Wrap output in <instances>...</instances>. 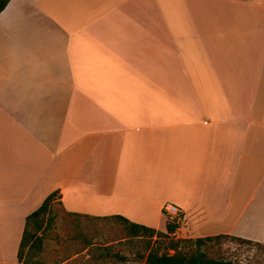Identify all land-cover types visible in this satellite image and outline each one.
Returning <instances> with one entry per match:
<instances>
[{
  "label": "crops",
  "instance_id": "obj_1",
  "mask_svg": "<svg viewBox=\"0 0 264 264\" xmlns=\"http://www.w3.org/2000/svg\"><path fill=\"white\" fill-rule=\"evenodd\" d=\"M55 192L66 215L166 233L171 204L174 238L263 245L264 0H10L0 264Z\"/></svg>",
  "mask_w": 264,
  "mask_h": 264
},
{
  "label": "rangeland",
  "instance_id": "obj_2",
  "mask_svg": "<svg viewBox=\"0 0 264 264\" xmlns=\"http://www.w3.org/2000/svg\"><path fill=\"white\" fill-rule=\"evenodd\" d=\"M49 218L51 225L44 233L43 252L39 257L43 264H144L148 245L160 247V254H173L165 249L167 241L158 244L156 238L126 239L125 231L114 221L68 216L57 204H52ZM90 245L94 248L108 246L125 261L97 258L88 247ZM202 250L213 259L235 264H264V245L244 246L221 240L202 247Z\"/></svg>",
  "mask_w": 264,
  "mask_h": 264
},
{
  "label": "trees",
  "instance_id": "obj_3",
  "mask_svg": "<svg viewBox=\"0 0 264 264\" xmlns=\"http://www.w3.org/2000/svg\"><path fill=\"white\" fill-rule=\"evenodd\" d=\"M10 0H0V12L4 10ZM58 193H52L44 202L25 219L24 230L20 239L16 264H43L39 257L43 252L45 231L51 225L49 213L54 201H57ZM68 216L88 218L86 216L67 214ZM107 220L114 221L119 224L125 231L126 239L145 238L152 240L157 239V242L167 241L165 249L173 252L172 255L168 253H159V248L153 246L147 247V255L144 264H235L226 260H218L209 257L203 250L209 244L218 243L221 240H228L235 242L238 245L262 247L261 244H254L248 241L232 238L228 236H215L200 239H175L172 237L178 225L175 223L166 222V233L156 232L153 229L133 224L122 217L115 216ZM94 251L97 258L102 260H114L115 262H123L125 259L118 254H115L107 247L88 246Z\"/></svg>",
  "mask_w": 264,
  "mask_h": 264
},
{
  "label": "built area",
  "instance_id": "obj_4",
  "mask_svg": "<svg viewBox=\"0 0 264 264\" xmlns=\"http://www.w3.org/2000/svg\"><path fill=\"white\" fill-rule=\"evenodd\" d=\"M162 213L167 221L180 225L183 220V212L176 206L166 204L162 208Z\"/></svg>",
  "mask_w": 264,
  "mask_h": 264
}]
</instances>
